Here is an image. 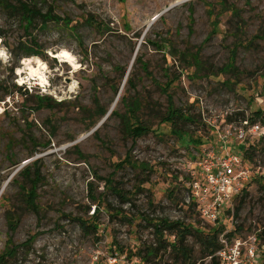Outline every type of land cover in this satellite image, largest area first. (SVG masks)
Returning <instances> with one entry per match:
<instances>
[{
  "label": "rangeland",
  "instance_id": "rangeland-1",
  "mask_svg": "<svg viewBox=\"0 0 264 264\" xmlns=\"http://www.w3.org/2000/svg\"><path fill=\"white\" fill-rule=\"evenodd\" d=\"M50 5L54 14L78 25V38L54 22L42 28L37 19L29 33L41 54L33 57L22 52L30 38L20 16L0 6V254L9 244H26L10 264H121L128 258L142 262L138 253L158 242L153 223L166 219L196 222L206 233L223 227V232L233 233L230 242L239 239L263 257V135L247 131L246 149L254 146L257 151L254 179L238 216V200L233 213H226L229 217L216 226L188 206L189 185L202 176L204 156L212 148L216 153L221 149L219 135L229 131L234 137L243 125L240 119L227 118L241 113L250 125L253 120L264 128V0H45L44 13ZM230 6L238 10L237 16ZM90 16L106 28L88 24ZM199 48L205 67L201 72L191 59ZM232 51L236 67L250 76L230 88L220 84L229 76L218 70L229 62ZM62 52L64 58L56 56ZM14 84L21 89L5 95ZM167 93L175 108L194 117L192 123H178L193 140L188 145L162 123ZM38 96L49 97L53 108H37ZM123 99L141 105L126 111ZM258 110L263 119L255 118ZM102 111L107 112L104 117ZM136 121L147 125L150 133L135 140L126 125ZM127 156L146 163L149 170L119 168L117 163ZM35 161L41 181L34 211L21 190L26 192L30 184L20 173ZM94 173L102 178L112 175L123 197L106 193L104 181ZM147 175L149 182L140 186ZM91 182L95 197L105 193L108 212L101 206L95 213ZM78 218L89 225L96 221L98 230L83 228ZM167 238L174 241L165 232L163 239ZM30 239L33 242L27 244ZM195 241L188 237L186 243L195 244L198 260L201 249ZM174 262L167 248L146 264ZM195 264L211 262L206 258Z\"/></svg>",
  "mask_w": 264,
  "mask_h": 264
},
{
  "label": "trees",
  "instance_id": "trees-1",
  "mask_svg": "<svg viewBox=\"0 0 264 264\" xmlns=\"http://www.w3.org/2000/svg\"><path fill=\"white\" fill-rule=\"evenodd\" d=\"M15 4H14V3ZM223 6H225V2L222 1ZM45 4V0H0V6L7 10L8 12H11L13 14H18L20 16L21 22L23 24V27L25 28V32L30 38L29 43L23 44L22 52L25 57H33V56H39L41 53L40 46L38 45L35 37L30 35L29 31L34 27L35 21L39 19L42 23V28L47 27L48 22H54L56 25L61 24L65 28L69 29L71 34L74 35L75 37L78 38V25H72L71 26V20L67 17L60 18L58 15L54 14V7L50 5L47 8V11L44 13V8L41 7ZM232 11V14L237 16L238 15V10H236L234 7L230 6L229 7ZM192 18V12L190 13V20ZM192 21V20H191ZM86 22L88 24H95L97 26L98 30H103L106 28V25L101 24V22H97L93 17H88L86 19ZM214 33V32H213ZM171 52L174 51V48L171 46ZM200 48L191 55V59L193 61L194 66L196 67V71L201 72L202 70L205 69L204 64L200 61ZM184 58L186 57L185 54H183ZM236 52L232 51L230 60L229 62L220 68L218 70V73L224 74L229 76L227 80H224L220 82L221 85L225 87H233L236 84H240L243 81V78H246L250 75H248V71H241L239 70L238 67H236L235 64V59H236ZM137 61L139 63H142V67L145 68L146 65L142 62L141 58H138ZM210 76L216 77V73H211ZM129 84H132V81L129 80ZM13 88L11 90H6L7 96L11 95L14 91H19L21 89L20 86L14 84L12 86ZM170 88V85L167 87V90ZM37 99V108L41 109L45 106H48V108H53V105H51L49 102L51 99L49 97H36ZM167 99H168V111L167 114L164 118H162V123H167L170 125L171 132L175 133L179 136L180 141L183 145H188L191 142H193L192 138L188 136L187 133H184L182 130H179L178 128V123H192L194 122V117L192 115H189L187 112L181 111L177 108H175L172 96L167 93ZM3 100V97H0V101ZM97 104V101H95ZM123 103L126 107V111H131L134 112L135 108L140 107L141 102L138 100L133 101L132 103L126 102L125 99H123ZM107 114L106 111H102L100 116L104 117ZM261 111H256L254 113L255 118H260L262 116ZM262 118V117H261ZM121 119L124 120V116H121ZM240 119L241 122L245 121V117L243 114H235L234 118L232 116L228 117L227 120L229 122H233V120ZM263 119V118H262ZM255 121L252 120V124ZM127 124V123H126ZM127 133L134 138L135 140L138 138L143 137L144 135H147L150 133V128L142 124L139 121H136V123L133 124H128L126 125ZM262 141L264 138L261 139ZM200 145L203 144L202 141H198ZM76 147V146H75ZM250 149L246 150L245 156L250 162V164H254V155L257 151L256 147L250 146ZM79 157L84 159V155L79 153ZM125 165H129L132 168L142 171H147L148 165L144 162H139V161H133L130 159V157H126L122 162L117 163V166L119 168L124 167ZM37 166V161L33 162L31 165L27 166L24 168V170L20 173V175L24 178V180H28L30 184V188L25 192L23 187L21 188L22 192L26 196V202L27 205L31 208V210H36V188L37 185L40 183V175L38 173V169H36ZM36 169V170H35ZM33 170V172H32ZM94 177L96 179L104 181V188L106 193L111 192L115 194L116 196L122 198L123 197V192L120 189H117L114 187V182L112 179V175L108 178H102L99 177L96 173H94ZM149 182V176L147 175L145 179L140 181V186L143 184H146ZM140 190L141 187H139ZM88 189L91 195V200L93 202V205L95 206V213L98 214L101 211V206H103L104 210L107 212L110 210L109 204H107L104 199L105 193H101V196L95 197L94 196V188H93V183H89ZM245 193V191H244ZM243 193V194H244ZM237 197L234 202L237 200L239 201L238 206L235 208V216H238V213L241 210L242 205L245 202V199L247 197V193L244 195ZM100 198H102L103 202H100ZM189 211H194L195 210V204L191 202L188 206ZM37 212V211H36ZM120 214V212L118 213ZM11 219V218H9ZM76 221L83 227V228H89L91 226L94 231L98 230V223L96 221L91 222L89 225L84 221L83 219H76ZM11 223V229H14V225H12V220H10ZM196 224V222L194 223ZM190 223L189 225L184 224L183 222L180 221H174V222H169L166 219L162 220H156L155 223H153L154 228H155V234L157 236V245L156 246H150L147 247L144 251H140L138 253V256L140 255L142 262L145 264L149 263L151 259H157L160 256L161 251H166L167 248H170V256L174 259L173 264H195L197 263L198 260H204L206 258L210 259L211 264H218L219 261L217 257L215 256L216 253L221 249V245L219 243V235L224 231L223 227L219 228H211L207 233L204 232L200 227H197ZM237 232L241 231V226H238L235 229ZM167 232L169 238H174V241L172 243H169L167 239H163L164 233ZM233 233H230L227 235L228 238L232 237ZM188 237H194L196 239L195 243L200 245V258L197 260L196 259V250H195V244L192 246L188 245L186 243ZM260 237L263 240L264 244V235H260ZM33 239V238H32ZM30 239L27 244H30L33 242V240ZM21 247H27V245H21V246H16V245H8L5 247V250L3 253L0 254V264H10L9 260L15 259L17 256V253ZM122 252V251H120ZM264 258V255H263ZM134 258H128V260H132Z\"/></svg>",
  "mask_w": 264,
  "mask_h": 264
},
{
  "label": "built area",
  "instance_id": "built-area-1",
  "mask_svg": "<svg viewBox=\"0 0 264 264\" xmlns=\"http://www.w3.org/2000/svg\"><path fill=\"white\" fill-rule=\"evenodd\" d=\"M242 124L234 137L229 131L223 136L219 135L221 149L216 153L215 148H212L204 156V164L200 163L202 176L189 185L191 202L195 204L196 212L214 226L218 225L222 217H229L226 213H233L234 200L244 193L254 179L253 166L245 156L247 134L264 136V128L260 123L250 125L248 120ZM227 234L228 231L223 232L219 237L221 249L215 255L218 264H264V258L253 246H245L246 243L239 239L230 242ZM121 264L144 263L132 259Z\"/></svg>",
  "mask_w": 264,
  "mask_h": 264
},
{
  "label": "water",
  "instance_id": "water-1",
  "mask_svg": "<svg viewBox=\"0 0 264 264\" xmlns=\"http://www.w3.org/2000/svg\"><path fill=\"white\" fill-rule=\"evenodd\" d=\"M178 4H179V3H177V4H175V5H172L169 9H172L173 7L177 6ZM169 9H168V10H169ZM105 118H107V116H106ZM100 125H101V123H100L98 126H96V127H95V128L89 133V135L95 133V132L97 131V129L100 127Z\"/></svg>",
  "mask_w": 264,
  "mask_h": 264
},
{
  "label": "bare ground",
  "instance_id": "bare-ground-1",
  "mask_svg": "<svg viewBox=\"0 0 264 264\" xmlns=\"http://www.w3.org/2000/svg\"><path fill=\"white\" fill-rule=\"evenodd\" d=\"M56 56L60 57V58H64L66 56V53L62 52V53H58ZM34 72V71H33ZM38 72V71H37ZM38 79L41 80V77L39 76V74L37 73ZM36 77V76H35ZM40 77V78H39ZM37 79V78H36ZM42 83V82H41Z\"/></svg>",
  "mask_w": 264,
  "mask_h": 264
},
{
  "label": "clouds",
  "instance_id": "clouds-1",
  "mask_svg": "<svg viewBox=\"0 0 264 264\" xmlns=\"http://www.w3.org/2000/svg\"><path fill=\"white\" fill-rule=\"evenodd\" d=\"M0 55H3V53H2V52H0ZM20 83H24V81H20Z\"/></svg>",
  "mask_w": 264,
  "mask_h": 264
}]
</instances>
